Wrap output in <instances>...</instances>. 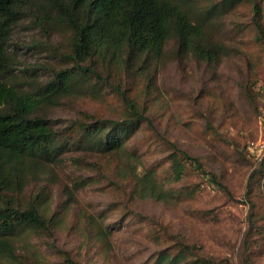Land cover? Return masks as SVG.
I'll list each match as a JSON object with an SVG mask.
<instances>
[{
    "label": "rangeland",
    "instance_id": "rangeland-1",
    "mask_svg": "<svg viewBox=\"0 0 264 264\" xmlns=\"http://www.w3.org/2000/svg\"><path fill=\"white\" fill-rule=\"evenodd\" d=\"M190 3L210 39L224 47L221 60L180 55L170 41L149 68L99 62L103 81L89 77L81 90L45 109L60 140L85 115L128 119L122 94L148 122L134 128L121 153L69 145L41 178L29 179L17 200L28 206L42 197L53 237L42 230L19 234L12 241L18 260L0 255V264H66L53 242L80 264H156L160 254L180 252L186 259L179 264H264V170L247 149L264 140V41L253 21L257 4L264 28V0ZM70 39V30L56 22L49 26L36 16L20 21L7 44L14 82L38 89L73 67ZM171 145L198 159L226 190L184 160L185 174L174 181ZM149 174L168 201L149 199L137 188ZM247 196L255 203L256 226L245 260Z\"/></svg>",
    "mask_w": 264,
    "mask_h": 264
},
{
    "label": "trees",
    "instance_id": "trees-1",
    "mask_svg": "<svg viewBox=\"0 0 264 264\" xmlns=\"http://www.w3.org/2000/svg\"><path fill=\"white\" fill-rule=\"evenodd\" d=\"M191 0H0V255L18 260L13 239L28 231L47 232L53 237L51 221L42 212V197L22 206L21 194L29 179H39L69 145L87 146L102 154L121 153L131 139L134 128L148 122L138 105L122 94L130 117L123 121L97 119L85 115L84 120L72 121L68 132L58 137L52 122L42 112L74 95L89 77L104 80L99 62L107 59L125 68H149L164 56L167 45L174 41L180 55L216 63L224 54V47L214 43L206 31L204 19L194 17ZM234 1L235 0H230ZM36 16L49 26L56 22L71 32L70 60L73 67L54 73L47 83L26 88L14 82L12 63L7 54L14 27L26 17ZM263 10L254 5L253 21L264 41L260 23ZM90 62V63H89ZM120 90V87H117ZM89 121V122H87ZM74 135H77L74 138ZM73 139V140H71ZM172 146V145H171ZM174 181H180L186 171L184 162L221 189L226 190L216 175L205 172L201 162L183 150L172 146ZM264 170V160L258 165ZM137 188L146 190V197L154 201H168L152 174L141 178ZM144 190V191H145ZM249 206L248 231L244 240L243 257L250 251L255 231V203L247 196ZM99 236L108 242L107 231ZM56 251L66 264H80L69 252ZM190 249V248H187ZM184 251V250H182ZM191 251V250H189ZM185 254L176 257L159 255L156 264H179Z\"/></svg>",
    "mask_w": 264,
    "mask_h": 264
},
{
    "label": "built area",
    "instance_id": "built-area-1",
    "mask_svg": "<svg viewBox=\"0 0 264 264\" xmlns=\"http://www.w3.org/2000/svg\"><path fill=\"white\" fill-rule=\"evenodd\" d=\"M250 159L255 165L264 160V140L251 141L247 147Z\"/></svg>",
    "mask_w": 264,
    "mask_h": 264
}]
</instances>
